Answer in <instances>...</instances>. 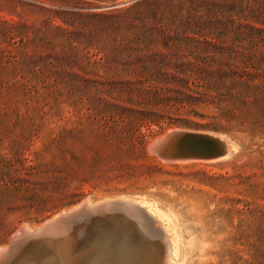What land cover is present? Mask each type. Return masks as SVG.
Wrapping results in <instances>:
<instances>
[{
	"label": "rangeland",
	"instance_id": "374dc122",
	"mask_svg": "<svg viewBox=\"0 0 264 264\" xmlns=\"http://www.w3.org/2000/svg\"><path fill=\"white\" fill-rule=\"evenodd\" d=\"M137 1L0 0V247L19 227L35 230L82 201L144 199L171 214L183 237L195 235L176 264H264V118L235 99L221 122L209 103L133 118L131 95L117 82L143 65L141 48L152 39L201 40L197 31L154 27L152 18L131 24L134 12L120 9ZM159 1L189 11L187 0ZM224 28L213 39L236 46L241 60V42ZM228 51L222 61L233 62ZM176 128L220 134L237 147L220 159L173 162L148 150Z\"/></svg>",
	"mask_w": 264,
	"mask_h": 264
},
{
	"label": "trees",
	"instance_id": "16d2710c",
	"mask_svg": "<svg viewBox=\"0 0 264 264\" xmlns=\"http://www.w3.org/2000/svg\"><path fill=\"white\" fill-rule=\"evenodd\" d=\"M187 2L189 11L184 16L177 10H164L165 3L159 0H141L120 9L134 12L127 20L131 24L152 18L154 27L193 34L197 31L201 37L195 43H189V38L186 42L152 39L147 42L152 46L141 48L143 54L137 56L136 62L143 65L130 68L133 78L117 82L118 88L131 95L134 108L129 109L130 115L140 121H155L179 114L186 105L209 103L217 109L212 118L221 122L230 113L227 102L235 99L264 118V0ZM155 5L158 10L153 9ZM200 5L206 12L197 15L193 9ZM221 24L241 42V60H236L238 55L233 52L236 46H225L224 40L213 39L212 31ZM206 30L211 34L208 39ZM226 49L233 62L222 61Z\"/></svg>",
	"mask_w": 264,
	"mask_h": 264
},
{
	"label": "bare ground",
	"instance_id": "6f19581e",
	"mask_svg": "<svg viewBox=\"0 0 264 264\" xmlns=\"http://www.w3.org/2000/svg\"><path fill=\"white\" fill-rule=\"evenodd\" d=\"M218 137L223 139V137ZM223 140L226 142L228 150L236 147L233 142ZM105 200L107 198L99 202ZM126 202L129 203L130 201L126 200ZM132 203L141 208L149 217L156 234L161 237L159 243H149L153 236L149 230L152 229L143 220L136 218V224L133 226H136L139 231H133L130 229L131 224L126 218L113 214L108 216L112 221L108 218L109 221L101 224L100 221H95L93 237L96 236V238L94 237L92 241H84V243L79 241L80 244L77 242L74 244L61 239L62 241L59 242L62 244H57L56 247L51 241V243L39 241L37 245L33 244L22 249L7 264H155L156 256L159 258L160 264H176L183 251L182 248L186 250L193 245L195 235L188 230L185 231L186 236L183 237L181 228L175 225L172 215L160 209L156 202L140 199ZM113 212L117 213L116 211ZM23 227L26 228V226ZM37 228L40 227L37 226ZM28 230L34 231V228ZM78 244L79 247L76 250L78 252H76L74 250ZM61 246L64 248L62 247V250L59 251ZM5 249L7 248L4 247Z\"/></svg>",
	"mask_w": 264,
	"mask_h": 264
},
{
	"label": "water",
	"instance_id": "95a60500",
	"mask_svg": "<svg viewBox=\"0 0 264 264\" xmlns=\"http://www.w3.org/2000/svg\"><path fill=\"white\" fill-rule=\"evenodd\" d=\"M218 135L212 132L176 128L151 140L148 144V150L159 159L167 162L184 158H189L187 160L216 159L227 156L234 150H228L226 142L223 139L233 140L227 139L225 136L221 140ZM113 214L121 216L124 219L129 218V222H134L136 218L141 219L147 226L151 227L149 217L145 215L141 208L135 206L133 203L131 204V202L128 203L118 198L94 204L82 201L74 209L66 213H57L53 219L50 218L49 221L43 222L40 228L34 231H30L23 226L19 227L11 235L8 248L4 250V247H0V264H7L22 249L28 248L33 244L37 245L39 241L46 243L51 241L55 247L57 244H62L59 242L62 241L61 239L68 240L69 243L73 242L74 244L76 242L79 243V241H83L82 243L84 241H92L94 237L96 238V236L93 237V230L96 225L95 221H100V224L105 223V221L111 220L108 216ZM152 230L154 231V235L149 243L157 244L161 237L159 234H156L154 229ZM55 239H57L56 242ZM79 244L74 251L77 250ZM62 247L64 248V246H61L59 251L62 250ZM155 247L158 248L157 246ZM154 261L155 264H160L157 256Z\"/></svg>",
	"mask_w": 264,
	"mask_h": 264
}]
</instances>
